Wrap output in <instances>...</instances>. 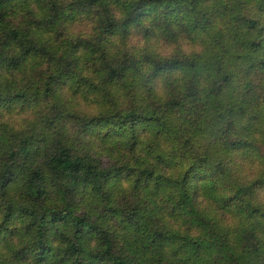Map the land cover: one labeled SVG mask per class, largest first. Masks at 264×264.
I'll list each match as a JSON object with an SVG mask.
<instances>
[{
  "label": "clouds",
  "instance_id": "1",
  "mask_svg": "<svg viewBox=\"0 0 264 264\" xmlns=\"http://www.w3.org/2000/svg\"><path fill=\"white\" fill-rule=\"evenodd\" d=\"M114 258L264 264V0H0V264Z\"/></svg>",
  "mask_w": 264,
  "mask_h": 264
},
{
  "label": "trees",
  "instance_id": "2",
  "mask_svg": "<svg viewBox=\"0 0 264 264\" xmlns=\"http://www.w3.org/2000/svg\"><path fill=\"white\" fill-rule=\"evenodd\" d=\"M12 35L13 36H15L16 35V33L15 32H13L12 33ZM47 53L45 52V55H46ZM56 163H59V164H61V166L62 167H64V168H68V167H70L71 166V162L70 161H56ZM145 175H148V173H144ZM38 175V174H37ZM111 249V245L109 244V250ZM113 264H128V262H126V261H122V260H120V259H113Z\"/></svg>",
  "mask_w": 264,
  "mask_h": 264
}]
</instances>
